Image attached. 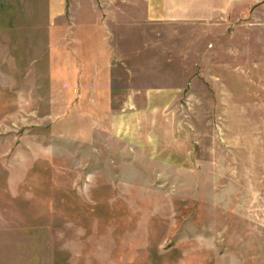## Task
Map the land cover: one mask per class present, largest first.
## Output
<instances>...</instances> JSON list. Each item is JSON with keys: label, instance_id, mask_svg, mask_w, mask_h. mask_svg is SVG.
Segmentation results:
<instances>
[{"label": "rangeland", "instance_id": "374dc122", "mask_svg": "<svg viewBox=\"0 0 264 264\" xmlns=\"http://www.w3.org/2000/svg\"><path fill=\"white\" fill-rule=\"evenodd\" d=\"M0 264H264V0H0Z\"/></svg>", "mask_w": 264, "mask_h": 264}]
</instances>
